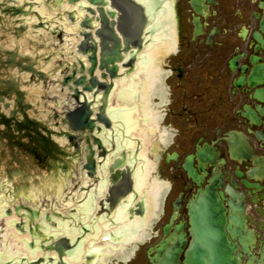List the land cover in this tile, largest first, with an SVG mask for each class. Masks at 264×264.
<instances>
[{"label": "water", "instance_id": "obj_1", "mask_svg": "<svg viewBox=\"0 0 264 264\" xmlns=\"http://www.w3.org/2000/svg\"><path fill=\"white\" fill-rule=\"evenodd\" d=\"M44 1L47 3L0 0V155L10 159L4 163L0 156L3 177L0 190L5 191V196L0 198V216H4L3 203L7 199L6 215L15 214L20 218L17 222L19 218L6 217L9 231L5 238L10 234L13 242L0 248V264H93L97 261L99 253L84 247L88 228L83 227L82 235L75 240L68 236H75L81 225L71 222L75 220L73 214L68 216L53 210L42 213L26 204L12 207L22 197L26 201L27 197L33 198L31 202L36 205L39 197L47 196L51 201L60 199L76 179L79 164H82L83 185L76 190L69 189L77 201L69 199L68 213L77 209L74 214L80 211L83 222L91 225L90 219L99 206V217L92 223L93 233L86 243L88 247L97 243L101 250L98 264H128L132 256L127 244L144 241L150 223L158 217L167 187V182L154 172L160 159L156 155L147 157V145H150L148 132L154 134L158 130L151 96L155 95L161 78L157 63L170 45L166 40L170 34L166 33L170 12L161 10L155 16L152 25L157 31L153 37L155 42L145 50L153 33L149 24L154 11L149 2ZM173 3L174 0H167L165 5L170 7ZM52 11H56L55 16H50ZM48 34L59 39L70 62L59 50L55 55L43 56L44 50L51 48ZM30 40L41 42V47L34 49L31 45L34 42ZM28 43L30 48L23 54ZM54 60L58 64L51 66ZM51 85H59L55 92L66 90L68 100L60 101L58 106L67 107L68 111L52 116L46 106L31 102L33 90H46ZM113 90L118 97L110 110ZM135 92L139 94L138 103L131 101ZM141 115L146 118L145 125L138 122ZM114 116L120 117V121ZM114 130L116 143L109 134ZM134 135L143 143L140 161L138 151L133 158L129 157L131 151L126 152L135 148ZM116 149L120 152L118 157L114 153ZM42 170L46 173H41ZM188 170L196 179L194 171ZM139 195L147 207V215L142 220H137V216L144 217L146 207L143 200L136 203ZM117 208L120 211L114 219L119 226L117 223L113 230L124 231L122 244L107 241L101 246L107 230L101 216L114 223L112 214ZM128 213L132 223L138 221L135 225L128 216L123 218ZM2 225L0 235L4 232ZM134 227L138 233L130 239V228ZM169 229L167 226L165 231ZM176 254L177 251L174 258Z\"/></svg>", "mask_w": 264, "mask_h": 264}, {"label": "flooded vegetation", "instance_id": "obj_2", "mask_svg": "<svg viewBox=\"0 0 264 264\" xmlns=\"http://www.w3.org/2000/svg\"><path fill=\"white\" fill-rule=\"evenodd\" d=\"M169 12L151 96L163 223L132 264H264V0H175Z\"/></svg>", "mask_w": 264, "mask_h": 264}, {"label": "rangeland", "instance_id": "obj_3", "mask_svg": "<svg viewBox=\"0 0 264 264\" xmlns=\"http://www.w3.org/2000/svg\"><path fill=\"white\" fill-rule=\"evenodd\" d=\"M161 224H162V222H161ZM161 224H160V226H161ZM0 225H1V223H0Z\"/></svg>", "mask_w": 264, "mask_h": 264}, {"label": "bare ground", "instance_id": "obj_4", "mask_svg": "<svg viewBox=\"0 0 264 264\" xmlns=\"http://www.w3.org/2000/svg\"><path fill=\"white\" fill-rule=\"evenodd\" d=\"M0 218H2V217L0 216Z\"/></svg>", "mask_w": 264, "mask_h": 264}]
</instances>
